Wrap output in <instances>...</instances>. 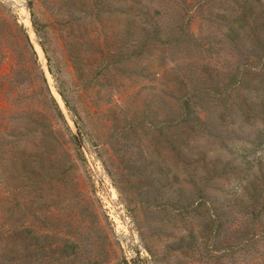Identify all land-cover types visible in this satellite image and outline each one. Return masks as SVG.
<instances>
[{
	"label": "rangeland",
	"instance_id": "obj_1",
	"mask_svg": "<svg viewBox=\"0 0 264 264\" xmlns=\"http://www.w3.org/2000/svg\"><path fill=\"white\" fill-rule=\"evenodd\" d=\"M238 7L178 33L170 0H0V264H264V37L229 33Z\"/></svg>",
	"mask_w": 264,
	"mask_h": 264
},
{
	"label": "trees",
	"instance_id": "obj_2",
	"mask_svg": "<svg viewBox=\"0 0 264 264\" xmlns=\"http://www.w3.org/2000/svg\"><path fill=\"white\" fill-rule=\"evenodd\" d=\"M178 7H181V9L184 11V16H183V21L184 24L180 25L178 28V33H186L189 26H191L190 18L192 16L190 15L192 13V10L198 9L203 5L208 0H170ZM134 3H142V0H132ZM240 2V7L237 9V13L234 15L233 22L232 24L229 25V33H237L236 35H239L241 33H250V35L254 38L257 37L256 40L261 41L263 39V34H264V0H239ZM159 7L162 8L163 3L160 2ZM166 12L162 11L160 8L156 9H151L147 11L145 15L148 16V19H151V22H148V24L153 28V30L149 31L148 33H174L171 28L166 26L167 21L160 22L159 18L155 17V13L158 15H162V13ZM139 15V13H137ZM147 19V20H148ZM163 28V29H162ZM189 31V30H188ZM236 83H241L242 80H244L243 77L237 75L235 76ZM235 83V84H236ZM63 96V95H62ZM63 99L66 102V105H68V102L66 101L65 97L63 96ZM56 104L58 105L57 101L54 99ZM186 102V111H189L191 108L190 102ZM261 104L264 105V99H261ZM247 106L246 109V114L250 117L252 116V112L255 110L254 106L256 104H253L252 106L249 104H246ZM259 105V104H258ZM59 107V106H58ZM61 113L62 110L59 107ZM264 115V113H263ZM264 118V117H263ZM259 141L257 142L258 147L263 146L264 147V123L259 127ZM261 177L259 178V181L264 180V170H261ZM247 188V186H244ZM260 202V201H259ZM258 202V203H259ZM261 209L256 213V216H259L263 210H264V204H261ZM263 231H264V223L261 225Z\"/></svg>",
	"mask_w": 264,
	"mask_h": 264
},
{
	"label": "water",
	"instance_id": "obj_3",
	"mask_svg": "<svg viewBox=\"0 0 264 264\" xmlns=\"http://www.w3.org/2000/svg\"><path fill=\"white\" fill-rule=\"evenodd\" d=\"M74 134H75V137H76V139H77L79 145H80L81 147H84V143H83V140H82V137H81L80 132H79L77 129H75V130H74Z\"/></svg>",
	"mask_w": 264,
	"mask_h": 264
}]
</instances>
